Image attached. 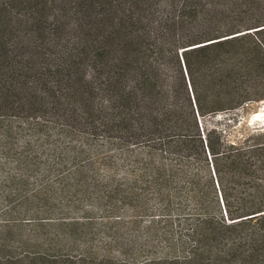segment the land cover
Masks as SVG:
<instances>
[{"label":"trees","instance_id":"obj_1","mask_svg":"<svg viewBox=\"0 0 264 264\" xmlns=\"http://www.w3.org/2000/svg\"><path fill=\"white\" fill-rule=\"evenodd\" d=\"M262 100L264 0H0V264H264Z\"/></svg>","mask_w":264,"mask_h":264},{"label":"rangeland","instance_id":"obj_2","mask_svg":"<svg viewBox=\"0 0 264 264\" xmlns=\"http://www.w3.org/2000/svg\"><path fill=\"white\" fill-rule=\"evenodd\" d=\"M229 118H234L239 124L244 123L251 129L264 132V100L251 106L249 111H239ZM240 127L241 125H238V128Z\"/></svg>","mask_w":264,"mask_h":264}]
</instances>
